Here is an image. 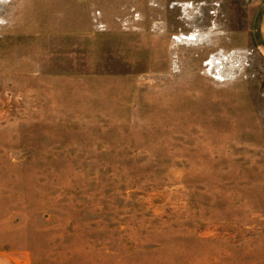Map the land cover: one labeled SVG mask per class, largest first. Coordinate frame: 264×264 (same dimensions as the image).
<instances>
[{
  "label": "rangeland",
  "instance_id": "1",
  "mask_svg": "<svg viewBox=\"0 0 264 264\" xmlns=\"http://www.w3.org/2000/svg\"><path fill=\"white\" fill-rule=\"evenodd\" d=\"M0 264H264V0H0Z\"/></svg>",
  "mask_w": 264,
  "mask_h": 264
},
{
  "label": "bare ground",
  "instance_id": "2",
  "mask_svg": "<svg viewBox=\"0 0 264 264\" xmlns=\"http://www.w3.org/2000/svg\"><path fill=\"white\" fill-rule=\"evenodd\" d=\"M182 5H183V6L186 5L185 8L188 9V5H189V4L185 3V4H182ZM180 6H181V5H180ZM189 6H190V5H189ZM191 7H192V6H191ZM189 8H190V7H189ZM179 37H180V36H179ZM181 38L186 39V40H188V39H190V40H196V38H195V34H193V33H191V34L189 33L188 35H182ZM208 62H209V61H208ZM208 62H207V63H208ZM210 63H211V61H210Z\"/></svg>",
  "mask_w": 264,
  "mask_h": 264
}]
</instances>
